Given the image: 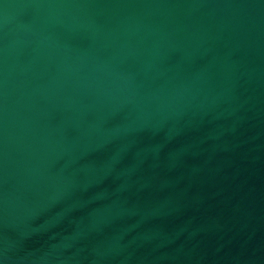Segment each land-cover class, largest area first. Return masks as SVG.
Returning a JSON list of instances; mask_svg holds the SVG:
<instances>
[{"label": "water", "instance_id": "obj_1", "mask_svg": "<svg viewBox=\"0 0 264 264\" xmlns=\"http://www.w3.org/2000/svg\"><path fill=\"white\" fill-rule=\"evenodd\" d=\"M0 264H264V0H0Z\"/></svg>", "mask_w": 264, "mask_h": 264}]
</instances>
